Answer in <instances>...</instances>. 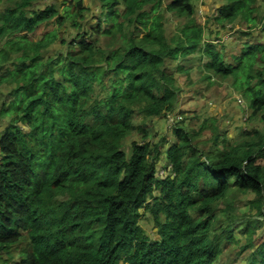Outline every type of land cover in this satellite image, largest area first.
I'll return each mask as SVG.
<instances>
[{
	"label": "trees",
	"instance_id": "obj_1",
	"mask_svg": "<svg viewBox=\"0 0 264 264\" xmlns=\"http://www.w3.org/2000/svg\"><path fill=\"white\" fill-rule=\"evenodd\" d=\"M9 1L0 13V86H13L0 110V120H9L0 137L5 264H217L224 246L239 245L232 225L217 230L215 206L253 193L249 205L264 217V132L232 146L215 128V152L204 153L192 145L198 134L176 127L181 120L173 126L177 141L164 151L166 139L149 142L147 121L177 108L176 73L167 62L199 52L208 60L202 79H232L251 119L264 126V43L245 45L228 62L203 43L194 0H98L90 29L85 0L64 2L63 11L36 7L43 0ZM259 2L226 0L215 22L257 27ZM165 11L187 21L171 38ZM49 24L57 29L34 41ZM101 38L112 47L102 49ZM55 45L65 52L48 56ZM176 72L190 73L183 66ZM135 134L143 143L127 145ZM162 157L172 171L160 178ZM145 217L159 239L143 228ZM244 234L242 252L251 251L250 264H264V240L256 245L255 229ZM17 245L23 249H13L20 255L14 261Z\"/></svg>",
	"mask_w": 264,
	"mask_h": 264
},
{
	"label": "rangeland",
	"instance_id": "obj_2",
	"mask_svg": "<svg viewBox=\"0 0 264 264\" xmlns=\"http://www.w3.org/2000/svg\"><path fill=\"white\" fill-rule=\"evenodd\" d=\"M165 6L170 4L172 0H163ZM69 5L70 0H43L36 3V7L44 8L46 6L56 4L61 11H63V3ZM226 0H194L196 9L195 19L203 28L204 31V44H212L216 46L221 52L224 51L225 59L234 63V56H240L242 54L245 45H258L264 43V20L260 21L257 27H251L244 21H238L235 24H226L220 26L215 22L218 16V10L223 7ZM10 5L9 0H3L0 2V13ZM85 5L91 10L87 15L86 25L87 28L96 24V15L100 14L98 0H85ZM259 17H264V0L259 2ZM164 25L167 37L171 38L178 29L183 26L187 21L182 18L176 17L174 14L165 11ZM57 29L56 26L49 24L42 26L38 32L32 36L34 41L42 38V36L48 31ZM90 29V28H89ZM65 29L61 30L64 33ZM74 31L70 35H74ZM120 42H115V47L119 46ZM111 43L105 38H101L99 46L107 50ZM59 52H65V49L59 45L53 46L48 56H53ZM207 58L202 57V54L196 52L189 56V58L181 59L177 62H167V68L171 73H176L178 92V104L175 110L177 113V119L183 120L181 124L176 127L184 129L190 136H194V133L198 136L193 137L192 145L203 151L204 153L215 152V147L211 141L213 129L217 128L218 131L226 138L229 139L230 144L240 145L244 139L252 138L255 133H263L264 126L259 117L251 119V110L248 103L240 95V93L234 87V81L220 80L218 77L213 76L210 81L203 80V76H206L204 65L207 62ZM178 66H183L186 71H190L189 75L176 72ZM261 66V65H259ZM5 71L3 69L1 74ZM11 85L0 86V110L5 103L12 101L11 91H13ZM235 105L236 108H241V114L235 116L228 111V108ZM242 105V106H241ZM173 114H169L168 117L150 119L147 121V126L150 131L149 142L151 144L161 143L164 139L168 141L163 148L166 151L173 143L177 141L174 135V124L177 121L174 120ZM170 116V117H169ZM168 119V120H167ZM215 120V122H214ZM174 121V122H173ZM9 124V120H0V137L3 131ZM250 133L251 136H245V133ZM143 143L141 136L137 134L133 135L127 140V145L131 142ZM223 147V145L221 146ZM224 148V147H223ZM222 149V148H221ZM166 157H162L159 163V177H164L166 174L171 173L172 168L167 169ZM255 199L253 193L247 195H241L237 199H231L230 202H222L215 206L216 214L219 218V225L217 230H221V226L227 227L232 225V229L235 231V236L239 245L227 244L224 246V253L217 264H250L251 263V251L242 252L241 247L247 246L248 237L244 234L246 229H255V243L258 245L264 240V217L261 216L256 208H252L249 203ZM231 203V204H230ZM228 204L232 205L229 209ZM143 213V211H142ZM227 216H233L234 220L229 223ZM142 226L146 230L147 234L152 240L159 239L157 235V229L152 218L145 217L142 220ZM222 227V228H223ZM23 249V246H11V253H14V261L20 259V255L16 253ZM1 263L5 264L10 262V255L1 254Z\"/></svg>",
	"mask_w": 264,
	"mask_h": 264
},
{
	"label": "crops",
	"instance_id": "obj_3",
	"mask_svg": "<svg viewBox=\"0 0 264 264\" xmlns=\"http://www.w3.org/2000/svg\"><path fill=\"white\" fill-rule=\"evenodd\" d=\"M228 111L234 114L235 116H239L241 114V108H236L234 104L230 108H228Z\"/></svg>",
	"mask_w": 264,
	"mask_h": 264
},
{
	"label": "clouds",
	"instance_id": "obj_4",
	"mask_svg": "<svg viewBox=\"0 0 264 264\" xmlns=\"http://www.w3.org/2000/svg\"><path fill=\"white\" fill-rule=\"evenodd\" d=\"M241 106H242V105H241ZM172 114H173V113H172ZM169 117H170V116H169ZM173 117H174L177 121H180L179 119H177V117H178V116H177V113L175 114V112H174ZM177 121H176V122H177Z\"/></svg>",
	"mask_w": 264,
	"mask_h": 264
},
{
	"label": "built area",
	"instance_id": "obj_5",
	"mask_svg": "<svg viewBox=\"0 0 264 264\" xmlns=\"http://www.w3.org/2000/svg\"><path fill=\"white\" fill-rule=\"evenodd\" d=\"M174 118V117H173ZM174 120H175V118H174ZM174 122V121H173Z\"/></svg>",
	"mask_w": 264,
	"mask_h": 264
}]
</instances>
